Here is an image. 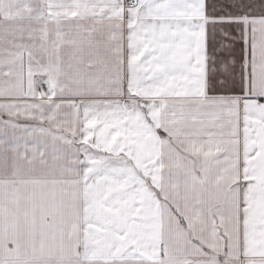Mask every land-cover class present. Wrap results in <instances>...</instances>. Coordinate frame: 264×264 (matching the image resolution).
Wrapping results in <instances>:
<instances>
[{
    "label": "snow or ice",
    "instance_id": "6c2138e0",
    "mask_svg": "<svg viewBox=\"0 0 264 264\" xmlns=\"http://www.w3.org/2000/svg\"><path fill=\"white\" fill-rule=\"evenodd\" d=\"M0 264H264V0H0Z\"/></svg>",
    "mask_w": 264,
    "mask_h": 264
}]
</instances>
